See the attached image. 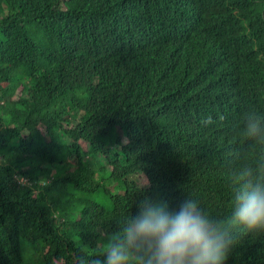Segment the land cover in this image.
<instances>
[{"label":"trees","instance_id":"16d2710c","mask_svg":"<svg viewBox=\"0 0 264 264\" xmlns=\"http://www.w3.org/2000/svg\"><path fill=\"white\" fill-rule=\"evenodd\" d=\"M248 111L264 0H0V264L92 257L146 195L230 216L264 162ZM225 264H264V233Z\"/></svg>","mask_w":264,"mask_h":264},{"label":"clouds","instance_id":"9594fccd","mask_svg":"<svg viewBox=\"0 0 264 264\" xmlns=\"http://www.w3.org/2000/svg\"><path fill=\"white\" fill-rule=\"evenodd\" d=\"M242 134L264 144V115L244 113ZM230 188L232 209L226 218L212 216L189 197L170 208L146 195L101 251L78 257L77 264H225L237 230L264 233V162L234 169Z\"/></svg>","mask_w":264,"mask_h":264}]
</instances>
